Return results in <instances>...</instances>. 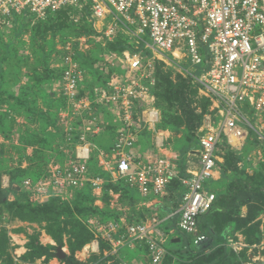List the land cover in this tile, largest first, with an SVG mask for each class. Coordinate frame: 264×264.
Here are the masks:
<instances>
[{
	"label": "rangeland",
	"instance_id": "374dc122",
	"mask_svg": "<svg viewBox=\"0 0 264 264\" xmlns=\"http://www.w3.org/2000/svg\"><path fill=\"white\" fill-rule=\"evenodd\" d=\"M85 19L81 12H63L39 27H34L35 21H32L28 27H34L35 31L30 32L26 28L15 41L8 39L9 36L0 37V264H63L72 256L81 264H151L143 246L131 251L119 248L116 253L107 242L110 250L102 248L99 244L103 240L94 236L87 223V220L94 219L89 215L98 211L108 216L116 212L128 216L129 206L137 209L140 201L137 197L129 195L127 198L111 188L101 189L100 194L93 190L77 192L74 189V192L63 191V195L56 196L61 199L46 200L25 192L21 184L13 182L19 176L17 165L22 169L41 166L39 169L48 173L55 170V165H61L58 164L61 160L69 163L75 157L76 147L72 150L73 146L67 144L71 132L75 129L79 137L83 134L74 126L81 121L79 127L82 128L87 118L75 113L76 109H61L58 102L49 108L46 94L30 99L25 92V86L34 82L42 85L46 93L51 88L55 92L60 91V83L56 76L53 77L52 71L58 63L57 50L65 47L61 43L63 38H68L66 43L76 44L79 62H84V72L77 88L79 91L83 89L85 95H91L90 99H93L92 89L108 91V84L112 80L115 83L121 81L122 78L113 75L114 71H126L125 75H128L125 60L119 62L111 56L121 55L104 52L100 58L102 49L111 43L103 41L105 28L101 29V23L95 22L93 26L91 22L93 29L95 27L97 33H101L96 40L78 36L86 25ZM89 21H92L91 18ZM136 30V26H131L128 33L123 29L116 31L115 44L124 47V52L132 49L134 52L137 46L142 48L140 39L134 34ZM143 38L146 43H151L147 36ZM78 39L85 41L79 42ZM6 44L9 45V52L4 50ZM168 59L165 63L156 62L154 72L156 94L151 97L150 109H154L157 121L148 125L143 121L145 113H140L139 130L143 136L137 144L145 149L148 144L156 145L155 140L159 138L163 144L161 152L168 157L181 159L180 164L184 165L191 149L198 148L197 130L205 125L206 118L213 113L209 102L187 76L188 59H175L170 55ZM94 107L93 114L98 119L100 132H86L84 142L95 144L99 151L109 153L119 130L117 114L108 108L99 109L97 104ZM258 129L264 137V118L259 120ZM95 137L97 139L91 141ZM42 140L44 144L41 147ZM35 141L40 144H33ZM93 149L91 154L96 155V160L91 166L96 172L93 165L99 167V151ZM236 154L231 155L227 162L226 153H219V164L225 166L223 176H220L218 167L214 186L209 182L207 187L212 185L210 190L227 197L237 195L234 201L227 203L230 210L219 223L228 233L222 243L232 257L227 264H246L247 260L243 261L245 258L248 261L251 258L264 260V143L257 142L251 134L245 147ZM30 159L33 160L29 162ZM251 178L258 180L260 191L257 193L242 188L244 182ZM139 211L145 218L152 217L153 211ZM208 220V215L197 219L198 228L204 233H207L205 222ZM171 224L172 228L161 227L168 232L174 231L172 235L164 234L166 257L161 264H217V260L210 262V250L201 251V254L189 248L190 238L178 230L175 217ZM85 225L92 232L93 239ZM172 239H179L180 242L173 243Z\"/></svg>",
	"mask_w": 264,
	"mask_h": 264
},
{
	"label": "built area",
	"instance_id": "2783aa9c",
	"mask_svg": "<svg viewBox=\"0 0 264 264\" xmlns=\"http://www.w3.org/2000/svg\"><path fill=\"white\" fill-rule=\"evenodd\" d=\"M88 3L90 22L93 26L99 22L101 29L105 28L103 41L112 42L116 31L128 33L131 26H136L134 34L143 47H134L133 53L122 52L121 56L111 55L116 61L125 60L128 75L126 71L113 74L121 81L112 80L108 91L93 89L90 99L91 95L79 97L77 85L83 72L73 59L72 43H65L61 63L56 65L63 67L57 93L66 98L67 109H76L80 117L88 114L90 118L78 128L83 134L73 160L55 165L54 171L35 182L25 179L21 186L46 200L63 195V191L80 190L87 183L101 193L105 180L91 178L87 164L91 149H99L84 142L85 134L100 132L98 119L89 114L90 105L97 104L115 111L119 121L110 152L99 151L97 155L101 171L112 183L123 181L143 201L168 197L171 183L178 181L176 226L190 237L192 248L208 252L211 240L199 231L197 219L209 212L215 201V193L207 183L215 181L223 143L236 153L245 147L251 134L264 143L258 129L259 120L264 118V0H0V21L8 26L14 15L23 12L44 20L47 14L68 8L81 12ZM100 35L89 39L96 40ZM143 36L151 43H146ZM168 55L188 59L187 76L210 103L213 113L197 130L198 148L188 153L183 171L177 157L139 153L136 148L141 133L140 113H145L143 121L148 125L157 121L154 109H150L155 65L169 61ZM162 145L157 139L158 151ZM191 157L195 162L189 160ZM87 223L94 236L108 242L114 252L146 246L151 264H160L166 256L164 234H174L162 229L163 221L156 216L129 223L124 214L119 222L100 223L94 218ZM246 264H264V260L251 258Z\"/></svg>",
	"mask_w": 264,
	"mask_h": 264
},
{
	"label": "trees",
	"instance_id": "16d2710c",
	"mask_svg": "<svg viewBox=\"0 0 264 264\" xmlns=\"http://www.w3.org/2000/svg\"><path fill=\"white\" fill-rule=\"evenodd\" d=\"M89 7H90V3H88V5L86 7H84V9L81 11L82 15L86 18L85 19L86 25L81 28V30L78 33V36H86L89 38L92 36H97V33L95 32V30L93 29V27L91 25V22L89 21V18L91 16V12L89 10ZM63 12H70V13L74 14V13H77L78 11L74 8H68V9L62 10V11L57 12V13H49V14H47V16L45 17L44 20H35L34 16L30 15L27 12H23L21 15H14L12 21L9 23L8 26L6 24H3L4 21H0V37L4 38L5 36H7V37L9 36L8 39L15 41V40L19 39V37L21 36V34L24 32V30L26 28H29L28 26H30L32 21H35L34 27L35 26L39 27V26L45 24L46 22H48L50 19H52L56 15L63 13ZM34 27H31V29L29 28L30 29L29 31L30 32L35 31V29H33ZM10 28H12V29H10ZM76 31H77V29H76ZM116 38L117 37H115L111 43H107L104 49L101 48L102 46L100 47V50L102 49L100 58H102V55L104 54V52H113V53H116L118 55H121V53L124 52V50H125L124 47H118L115 44L114 40ZM67 41H68V38L67 39L63 38L61 43L65 44ZM4 50L6 52H9V45L8 44L5 45ZM73 50H74V59L78 61V64L80 65L82 72H84V62H81V60L79 62V54L77 51L76 44L75 45L73 44ZM130 53H133V49L130 50ZM56 55H57V62H58L57 64H59V63H61L60 56L62 55V52L57 50ZM155 67H156V65H155ZM54 69L55 70L52 71V73L54 75L53 74L52 75H53V77L56 76L57 80L59 82L61 79V75L63 73V69L61 67L54 68ZM114 73H122V72L121 71H116V72L114 71ZM51 89L48 91V93H46L45 88L42 85H39L35 82L29 83L28 85L25 86V92L28 95H30V99H33V97H40L41 95L46 94L47 95L46 104H50V105H47L49 108H51L52 104L57 103V102L60 104L61 109L67 108L68 103H67L66 98L62 97L61 95H58L57 91L55 92L53 89L52 90ZM92 92H93V89L91 90V94H92ZM152 93H153V95L156 94V85L154 86ZM82 96H85L83 89H81L79 92V97H82ZM33 104H35V103H33ZM94 105L95 104L92 105V108L90 111L91 117H96V116H94L95 114H93V111L95 110ZM96 108H98V107H96ZM101 108L102 107H100L99 109H101ZM102 109H105V108H102ZM83 118H90V117L88 114H86V115H83ZM50 119H52V118L50 117ZM80 123H81V121H79V123L77 125H75L74 127H76L78 129ZM49 124L52 125V123L50 121H49ZM74 130L71 132L70 141L67 142L68 145L70 144L73 146L72 150H74V147L77 146V144L79 143V132L76 133ZM44 139H46V138H44ZM96 139L97 138L95 137V139H92L91 141H93V140L95 141ZM40 142H42L41 143L42 144L41 147H42L44 144V141L42 140ZM47 143H48V141H47ZM33 144H40V143L35 141V142H33ZM191 150H193V149H191ZM221 152L226 153L225 161H227V162H229V157L231 155L232 156H233V154L237 155L236 152L231 150L229 147H227L225 145V143H223V146L221 148ZM221 152H220V154H221ZM95 156L96 155L91 154L90 160L88 162L89 176L91 178L100 177V178H103L105 180V183L103 185V191L106 188H111V189H115L117 192L125 194L124 196H126L127 198L129 195H133V196L137 197L138 199L139 198L141 199V197H139V195L137 193L133 192L128 187V185L125 184L123 181H119L116 183L110 182L109 181V175L102 172L101 169L97 166V164L93 165V167L95 169H97L96 172H93L91 164H92V162L94 163L93 160H96ZM32 160L33 159H30L29 162H31ZM180 163H181V159L179 162V167L183 171V169H184L183 164L181 165ZM58 164H63V161L61 160L60 163H58ZM40 167L22 169V167H20V165H17L18 171H16V172L19 173V176L15 177L13 182H15L17 185H20L25 179H30L33 182L39 180L41 177L44 176V174H46L44 172L45 170L43 171V169H42V171H41V169H39ZM218 167H219L220 176H223V172H224L223 169L225 166L222 167V164L218 163L217 168ZM257 183H258V180L256 178H251V179H248L247 181L244 182L242 188L245 190L248 189V192L257 193L260 191V188H259V186H257ZM179 188H180V183L178 181H173L171 183L169 189H168L169 195H168L166 200H168L170 203H172L174 208H177L179 205V201H180ZM83 190L92 191V188H91L90 184L87 183L82 189H80V190L78 189L76 191L80 192ZM73 192H74V190H73ZM231 195H234V196L233 197H227L225 195H220V193H217V194L215 193L216 198H215V201L212 205V208L210 209L209 212L204 214V216L205 215L209 216L208 222H205V229H207V233L202 232L201 229L198 228L202 234L206 235L211 240L210 244L207 247V249H210V251H209L210 254H208V257H209L210 262H212L213 260H217L218 261L217 264H227V262L232 259V257L230 255H228L227 249L222 244V243H224L225 238L228 234L227 230L226 229L224 230L223 224L219 223L220 220L224 217L225 213L229 212V210H230L228 208L227 203L234 201L233 198L235 196L237 197V195H235V194H231ZM246 198H247V196H246ZM49 199H61V198L60 197H51ZM241 204H243V203H240V205ZM128 209H129V214L126 217H127V221L129 223H131L132 221H135V220L145 219L144 215L140 211L138 212L136 209H133L130 206ZM89 216H88L89 218L99 219L100 223H107L109 221L119 222L120 218L123 217L124 214L116 212V213H111V215L108 216V215H103V214H101V211L100 212L98 211L96 214H91ZM204 216H202V217H204ZM85 228L87 229V232L89 233V235L93 239L92 232L90 230H88V227H86V225H85ZM100 245L102 248H107L108 251L110 250V247L106 242L101 241L99 246ZM189 248L191 250L194 249L191 247V239H190V243H189ZM143 249L145 250V254L148 256V251H147L146 246H143ZM194 251L200 252L202 254L201 251L204 252L205 250L204 249H199V250L194 249ZM200 253H197V254H200ZM234 258L236 259L237 257L234 256ZM163 260L161 261V263L163 262ZM241 260H243V259L241 258ZM246 260L248 261V259H246V258L243 261L246 262ZM236 261H237V259H236ZM64 264H81V263H79L75 259V257L72 256L70 258H67V261Z\"/></svg>",
	"mask_w": 264,
	"mask_h": 264
},
{
	"label": "crops",
	"instance_id": "0c3cea01",
	"mask_svg": "<svg viewBox=\"0 0 264 264\" xmlns=\"http://www.w3.org/2000/svg\"><path fill=\"white\" fill-rule=\"evenodd\" d=\"M143 136V134H139L138 135V139L140 138V137H142ZM157 139H159V138H157ZM157 139L155 140V144H156V141H157ZM143 147L144 146H142L141 144H136V148L138 149V152L139 153H147V152H152V153H155L156 155L157 154H162V152L161 151H158L157 150V148H156V145H151V144H148L146 147H145V149H143ZM192 151V150H191ZM190 151V152H191ZM189 160L190 161H192L193 160V158L191 157V158H189ZM215 182V181H214ZM214 182H212V185L214 186ZM212 185H208V188L209 189H211L210 188V186H212ZM138 200H140L139 202H138V206H137V211L139 210V209H141L142 211H143V213H145L146 211H153L152 213L153 214H151L150 216H156L157 218H159L160 219V221L162 222L163 221V223H162V225H161V227L162 226H167V227H170V228H172V224H171V220L175 217V221L177 220L176 219V215H174L175 214V212H176V210H177V208H174L173 207V204L172 203H170L168 200H166L165 198H160V199H149V200H142V199H138ZM165 230V229H164ZM170 231V230H169ZM170 232H172V230L170 231ZM138 247V246H137ZM135 249V248H134ZM133 249V250H134ZM129 251H131V250H129ZM148 259V258H147Z\"/></svg>",
	"mask_w": 264,
	"mask_h": 264
},
{
	"label": "water",
	"instance_id": "95a60500",
	"mask_svg": "<svg viewBox=\"0 0 264 264\" xmlns=\"http://www.w3.org/2000/svg\"><path fill=\"white\" fill-rule=\"evenodd\" d=\"M179 242H180L179 239H175V240H173V243H179Z\"/></svg>",
	"mask_w": 264,
	"mask_h": 264
}]
</instances>
